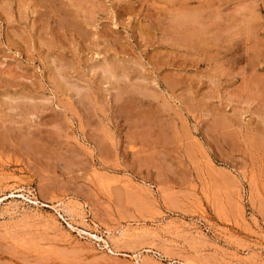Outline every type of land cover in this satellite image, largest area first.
<instances>
[{
	"label": "rangeland",
	"instance_id": "rangeland-1",
	"mask_svg": "<svg viewBox=\"0 0 264 264\" xmlns=\"http://www.w3.org/2000/svg\"><path fill=\"white\" fill-rule=\"evenodd\" d=\"M0 201V264H264V0H0Z\"/></svg>",
	"mask_w": 264,
	"mask_h": 264
},
{
	"label": "bare ground",
	"instance_id": "bare-ground-1",
	"mask_svg": "<svg viewBox=\"0 0 264 264\" xmlns=\"http://www.w3.org/2000/svg\"><path fill=\"white\" fill-rule=\"evenodd\" d=\"M191 16V15H190ZM194 16V15H193ZM175 18V17H174ZM197 32V31H196ZM228 36V35H227ZM1 202V201H0ZM90 235V234H89ZM96 237V236H95ZM102 240H104V239H102ZM107 245V244H106ZM139 258V257H138ZM140 259V258H139ZM142 259V258H141Z\"/></svg>",
	"mask_w": 264,
	"mask_h": 264
}]
</instances>
